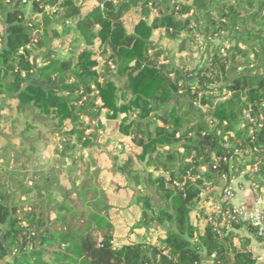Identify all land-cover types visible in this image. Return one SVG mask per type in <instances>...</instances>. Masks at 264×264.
Segmentation results:
<instances>
[{"label": "trees", "instance_id": "16d2710c", "mask_svg": "<svg viewBox=\"0 0 264 264\" xmlns=\"http://www.w3.org/2000/svg\"><path fill=\"white\" fill-rule=\"evenodd\" d=\"M63 1L0 0V97L30 119L0 136V264H258L251 241L264 236L229 215L224 190L242 177L256 200L264 196V0H102L84 19L68 7L63 34L78 32L87 47L97 38L109 52L101 65L89 49L73 58L49 49ZM136 8L144 20L129 35L122 20ZM153 9L167 14L168 28L146 21ZM157 30L179 41L173 58L151 41ZM136 61L141 74L127 101L115 80ZM97 67L100 76L89 74ZM137 98L153 107V119L131 113ZM102 110L110 120L125 115L105 137L120 132L132 147L152 145L150 189H133L160 220L150 228L164 233L156 242L146 235L114 244L116 209L90 151L100 146ZM124 168L131 182V159Z\"/></svg>", "mask_w": 264, "mask_h": 264}, {"label": "crops", "instance_id": "0c3cea01", "mask_svg": "<svg viewBox=\"0 0 264 264\" xmlns=\"http://www.w3.org/2000/svg\"><path fill=\"white\" fill-rule=\"evenodd\" d=\"M159 1L161 2L163 0ZM171 2L187 5L194 4L193 0H172ZM101 3L102 0H64L59 7L60 12L55 18V22L51 28L49 49L55 51L57 53V56L61 58H73L77 56L82 50L89 49L92 52L93 59L101 65L108 58L109 52L106 48L100 47V42L97 38H92L90 46L87 47L81 40L78 32L72 31L67 35L63 34V30L67 26L64 20L63 13L68 7L75 6L77 8H80L82 12L80 18L84 19L95 8L99 7ZM166 15L164 16V18L160 17L159 13L153 9L148 15V19L146 21L150 23L155 18H160L161 25L165 30L169 27L171 22V20ZM143 20L144 17L141 8H136L128 12L122 20L127 34L133 35L135 33L136 27ZM2 29L3 25L0 21V34L2 33ZM98 31L99 30L97 29L95 33H98ZM159 33L160 30L155 31L151 41L153 43L158 42L159 46L162 47V50L166 53L165 55L167 57L173 58L178 54L179 41L169 40L168 38H160ZM40 55L41 54H36L34 63L38 69H43V65L40 61ZM162 59H164L163 56L161 57V60ZM101 73L102 72L100 67H97L89 72V74L97 77L100 76ZM140 74L141 71L139 68V62L136 61L128 67L124 75L116 76V87L117 89H121V91H119V96L124 97L123 94L126 93L125 99H127V101L130 100L129 95L127 94L130 92V89H133L136 86V83L140 78ZM115 75H117V73ZM66 85L67 82L64 80L63 87H65ZM123 103L124 99L120 98L119 105ZM99 105H102L100 101ZM17 106L18 103L16 100L6 99L5 96L0 97V110L2 109V111H0V136L7 135L10 138L14 134L13 126H17L20 130H22L25 124L29 122L30 119H27L26 116L22 117L18 114ZM130 111L131 113H133V115L135 112H139L141 114V117H144L146 119H153L155 116L153 107L141 98H137L135 100V103ZM124 116L125 115H121L117 120H110L108 118L107 110H102L101 122L103 130L101 131L102 138H100L99 140L100 146L98 148H93L90 150L92 153H94L95 158L97 159L98 166L102 170L99 181L107 193L109 203L111 206L115 208L117 207L121 212L125 210L126 204L130 202L129 204L131 205L132 195L127 190H124V188L120 184L108 181V174L113 173V176H119L126 182L127 178L124 174L125 162L128 159H131V165L133 168V172L130 174L131 179L134 180V182L136 181V185L139 191H141L143 194H147L150 188L147 187L145 180L146 173L149 171V168L146 167V162L148 150L152 146L149 143L142 148L132 147V144H130V140L120 132H117V134L111 138L104 136L110 133L117 126V124H121ZM108 141H110V144L107 147L104 146V144ZM113 149H116V154L111 156L110 151ZM133 175H136V178ZM128 186L129 188H131L130 183ZM231 188L234 191L232 204L235 207H238L243 212L246 218L252 217L256 213L259 206L257 205L255 196L253 194L251 183L245 181L242 177H240L232 181ZM149 221L150 223L147 224L148 229L144 228L140 233L142 239L146 235H148L153 242H156L158 239L164 238V233L161 229H150L151 227H153V223L158 221L155 216L154 218L149 219ZM193 222L195 224H198L202 228V223L197 221L194 217ZM139 228L142 227L140 226ZM238 233L242 237L251 238L245 228L239 230ZM134 234V232H131L128 237H120L116 234L115 231V246L118 247L119 245V247H122L129 243H135L131 240V235ZM120 243L122 245H120ZM236 245L239 247L238 240L236 241ZM250 247L254 255H256L258 258V264H264V244L252 238ZM204 264H213L212 259H207Z\"/></svg>", "mask_w": 264, "mask_h": 264}, {"label": "rangeland", "instance_id": "374dc122", "mask_svg": "<svg viewBox=\"0 0 264 264\" xmlns=\"http://www.w3.org/2000/svg\"><path fill=\"white\" fill-rule=\"evenodd\" d=\"M224 53V52H223ZM230 95L217 100L216 102L222 101L228 98ZM136 178V175H133ZM108 181L116 182V184H120L124 190H127L132 196L131 205L128 203L126 204L125 210L121 212L117 207L116 210L113 212V218L116 222V234L120 237H128L131 232H134V235H131L132 242H139L142 240L141 231L147 227V224L150 223L149 219L154 218V210L151 208L150 205V198L145 197L142 199H137L136 191L133 189L137 187L136 181L131 179V182L127 180L126 182L119 176H113V173L108 174ZM128 183V184H127ZM129 183L130 187L129 188ZM138 189V187H137ZM232 189V188H231ZM232 192L233 189H232ZM264 197V196H263ZM257 201V200H256ZM210 211V209H209ZM162 219V218H160ZM158 221H160L158 219ZM142 228H139V227ZM120 245H122L120 243ZM119 247V245H118Z\"/></svg>", "mask_w": 264, "mask_h": 264}, {"label": "built area", "instance_id": "2783aa9c", "mask_svg": "<svg viewBox=\"0 0 264 264\" xmlns=\"http://www.w3.org/2000/svg\"><path fill=\"white\" fill-rule=\"evenodd\" d=\"M247 118H249L251 120L250 114L247 115ZM233 198H234V194L232 192L231 187L226 188L224 190V201H228V202L232 203ZM256 202H257V205L259 206V208L257 209L256 213L250 218H246L245 215L243 214V212L238 207H235V206H233L232 212L229 213V215L233 219H235V216L238 215V216H242L244 220H251L255 226H258L260 228V232L264 236V218H263L264 197L259 198ZM263 244H264V242H263Z\"/></svg>", "mask_w": 264, "mask_h": 264}]
</instances>
